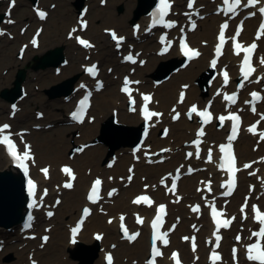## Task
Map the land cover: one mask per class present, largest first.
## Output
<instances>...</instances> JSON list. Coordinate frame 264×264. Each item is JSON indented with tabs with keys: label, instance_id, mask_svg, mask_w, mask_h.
<instances>
[{
	"label": "bare ground",
	"instance_id": "obj_1",
	"mask_svg": "<svg viewBox=\"0 0 264 264\" xmlns=\"http://www.w3.org/2000/svg\"><path fill=\"white\" fill-rule=\"evenodd\" d=\"M5 1L7 0H3V2L5 3ZM139 1V0H138ZM133 2V0L131 1ZM130 2V3H131ZM17 0H15V4L16 5ZM220 5V0L217 1V4L215 5V10L217 9V13H220L219 15H215V16H211L208 19H206L207 14L211 12V9L213 8V6L209 3H207V0H200L198 1V4H195V9L198 10V13L195 14H189V15H185V12L182 11L180 12V14H176V16L179 15L180 21H182L181 23V28L176 29L174 26L170 27V28H165V27H160V28H155L152 27V23H151V17L148 14H140V17L138 18V22L140 24L141 28V33L139 32L138 29V25L136 23V27L134 29H131L130 34L131 37L128 38L124 44L125 47L128 45L129 43H134V46L137 47V49L141 50V49H145L147 46V38H149V36L146 33V30L151 28V31L153 32H169V38L170 39H177L179 38V32L181 34L184 35H188V40L191 44V46L193 48H195L196 52L199 53L198 56H195L193 59H187V60H183L182 58H184L181 53L179 52L180 50H178V47H176L174 49V47L170 48V51L168 52L166 57L169 56H174L175 60H168L166 62H160L159 65H157L155 67V71H153L154 66L157 64V61L149 64L148 68H146V70L144 69L143 71V76L139 77L136 81V85L135 83H133V94L131 97H134L136 99L135 105H133L130 101L131 97H127L126 95L122 94V93H118V99L119 101H121V103H118L113 97H108V96H104L103 91H105V88H107V84L109 82H111V80L114 79V76L117 77V70H112L109 71L107 73H105L103 75V72L100 71L97 79H93L91 78L87 73H86V68L87 70L92 68V67H83V71H82V62H80L78 65L75 66H71L68 68H65L61 74H55L52 76L53 80H59L62 79V75H67L70 72L73 73H81V77L79 76H75L73 77V82H74V86H73V91L71 92L70 96H72V98H78V96H80L81 92L83 90L86 91V89H89L90 94H91V106L89 109V113L91 111H93V109L96 107L99 111V118L100 119H107V117H110L108 119V121L106 122H110V120H113V124L117 127H125V128H138L142 125H145L146 127V131H145V139L144 141H142L139 145L141 150L144 149H148V147H150L151 149H153L151 151L150 154H146L144 152H142L140 150L139 153H137V157L134 156L132 154L133 151V147L132 149H130V157L127 156H123V154H119L118 155V159H119V164L121 167H123L124 162L128 161V162H132V165H135V169L133 171L132 174V181H134L133 183L128 184V181L126 182H122L120 178L122 171L121 169L116 168L110 171V173H107L104 177V170H103V166H99L98 162L100 161V158L102 156V154L97 157V153L99 152V147L97 149H95L92 152H88V157L84 158L85 163H87L90 167H92V174L94 176H99V175H103V185H104V189L101 192L102 195L105 194V198L107 199V195L108 193H111V190H115L118 192L121 190H125V196H128L130 194H135L137 188H141L143 190L142 193L147 194L148 196H154L155 199L157 200L155 202V206H152L151 208H146L143 206H136L132 203V199L137 196V195H133L132 198H130V203L128 206V200L126 197H123L122 199L124 200V203L122 204L120 202V200H113L112 203H107V202H103L100 201L98 204H96L95 206H93V213L90 215V217L87 218V220L85 221L84 225L82 226V232H80L77 237L75 242L70 240V234H71V228L72 226L75 224L76 220L79 218L80 212H81V208L86 205V194L89 190V186L91 184V181H89L88 183V178L86 177L85 182L83 180V184H82V191L79 194V198L76 197V191H77V187L79 186V181H81V176H80V172L75 168V160H74V164H72L75 168V174L77 175V178L75 181L73 182V188L72 189H65V187H63V183L61 184V182H64V179H67L66 176L64 174H62V166L61 165L59 167V176L58 179L54 184H53V177L52 172H51V168H50V174L42 172L41 174L39 173V175H35L34 174V163H36L38 161V159L36 158L37 156H35L33 161H30L31 163V181L34 182L35 187L37 188V185H39V188L37 189V193L35 195V197L32 200V208H33V229L35 228V226L37 227V222L35 225V217L40 220L41 218V213L39 210V204H46L47 199L51 198L53 196L54 193H58V192H63L65 194H71L72 196L70 198H68L66 200V205H65V209H66V213L69 214L70 219L68 221L65 222V224H67V231H66V237L63 238V247L62 250L64 252V255L66 254H71L74 259V261L76 260L77 262H79V257L78 254L76 253L77 249L80 248L79 244H83L80 241L84 239L85 237V231L89 228L92 232H91V241L89 240V243H95V245L93 247H95L96 245H99V249H100V245L102 246V251L103 253L101 254V258L98 260V264H106V262L104 261V255L107 252L106 251V247L109 248L110 245L113 246L115 244H118V251H117V255L122 256L126 263L131 264L130 262V258L134 257V258H140L141 261H144L145 264H148V259L150 256V237H151V221L153 219V217L155 216V211H156V207L160 202H166L168 204L167 207V212H168V219L174 216V214H177V221H178V225H180L179 227L177 226V229L180 228L181 230L185 231L187 233V235L190 234L191 235H196L198 234L201 238H200V247L202 248V250L206 251L207 250V254L203 253L201 258H197V251H192L191 248H189V243L183 244V243H179L177 241V239H175L174 241V247L178 248V247H182L184 255L186 256V261L189 263L190 262H194V264H210V260L207 258L208 256V252L210 251L211 247H212V243L213 240L215 239V233L218 232L217 231V227L216 224L213 222L211 215L209 214L208 210H201L199 212H192L190 210V207H184L183 205H178L176 200V195H172V194H167L165 191V188H163L162 186H160L161 188H157L154 186H148L146 181H150V178H161V176H163V173L169 172L170 170H172V172H174L173 175H180V181H179V185H178V192L180 191L181 188H183L185 185H189L187 183L189 182V179L185 177V175L183 174L184 169L183 166L184 164L187 165H193V167L195 168V173L193 174L194 176L196 175L197 172L198 173V177L201 179L203 178L202 181V186L205 185H209L212 188V192L211 193H207L206 191L203 192L205 193L207 196L205 199H203V193H199L198 191H193V192H189V196L188 198H192L194 199L193 204H203V201L206 200L208 198V200H212L213 202H218L219 204L222 205L223 209L225 210L226 213H229L230 215H237V219L238 222L235 225V223H233L232 227L230 228L229 232L226 231L224 232L226 235L225 240L223 241V246H222V250L225 251V258L224 260H222V262L220 264H229V260H230V247L235 246L236 247V251H237V255L239 256L240 260H239V264H247L246 263V259H245V247L247 244H249L250 241V232L251 230L254 228V226L258 225V222L255 223L257 220L255 218H253V214H252V210H251V214L246 215V220L243 219V214L241 213V211H239V206L237 205L238 202H242L241 204H245L244 199L240 198L241 194L238 193L237 189L235 191V193L232 195V200L229 204L228 207H225V205H227L226 201L224 199L226 198H221L218 195L223 191L221 186L222 183L225 181L226 179V175L223 171H221L218 168V153H217V149H218V144L220 142H223L226 137H227V131L229 128V122L228 121H224V123L222 124L221 129L216 130L214 129L216 123H218L217 129L219 128V122H215L216 118L218 116V113H220L222 110L225 109V105L228 103V99H224V92H233L234 90H240L241 94L245 91V89H247L248 87H252L253 89L256 88H260L262 86V81L264 78V65L263 63H261V59L264 58V38L261 41V45H260V49L258 48L256 51V60L258 62V69L257 71L248 79H245L244 77H239V67H240V56L239 55H235L230 49H227L225 54L222 56L221 59H218L217 61V66H216V70L219 71V69L221 67H226L231 71V79L230 82L228 84L225 83L223 77L221 75L215 76L213 75V77L210 79V83L208 85L210 87V95L207 99H204L203 97L200 96V91L201 89H199L195 84L194 81L195 79L200 75L203 74V72H205L200 81H202L204 78L206 79V77L208 76L207 74L212 71L213 66H212V59H213V48H214V44L216 41V35L217 32L219 30L220 24L223 20H229V18L231 19L232 25L230 27V32L231 34L233 33L232 31V27H233V23L234 21L240 22V21H244L246 29L244 30V32L242 33V39L243 40H248L249 38H252L253 35L255 34V31L258 30L257 26L260 22V14L258 13L257 9H255L254 11H256V18H250L247 15L249 13H251L252 10H245L242 9L241 12L238 14V16H234L232 15V17L230 15L225 14L224 11H221L220 9H218ZM7 11H5V16L8 14H11V11L14 13L17 11V8L19 7V4L17 3L16 7L13 10V5L12 3H8L7 4ZM6 7V8H7ZM138 7V4H137ZM136 7V9L133 12V19L137 18L136 16V11L138 10V8ZM40 8V7H38ZM198 8V9H197ZM174 10V11H173ZM171 14L175 15V6L173 8ZM185 10H190V9H185ZM33 11L35 12V8L33 9ZM13 13V15H14ZM170 14V15H171ZM89 16V10L87 12V14L85 15L84 18H88ZM34 17L36 18V15H34ZM171 18V17H169ZM184 18V19H182ZM50 19V15L48 14L47 18L44 20L45 22L43 23H47ZM173 19H177L175 16H173ZM4 20V18H3ZM36 20L38 21V19L36 18ZM109 21H113L114 19L109 18ZM190 20V22H196V21H200V27L196 28L195 31H190L189 28L184 27L183 24L187 21ZM77 21V20H76ZM136 21V22H137ZM114 22V21H113ZM17 21H11L10 19H6V22H1L0 27L2 28L1 33H6L9 34L11 29L8 28V30H5L6 27L4 26H8V25H12V24H16ZM79 23L76 22V24L73 25V27H70V31L74 32V28H76V31L79 32L81 29H79L78 26ZM189 25V24H188ZM40 27H38L39 30ZM90 29V27H88L87 31ZM37 31V30H36ZM36 31L33 32L32 34V46H34L33 41L38 43L37 48L40 49L41 44L36 41ZM136 32L137 37H134V33ZM44 33V31L42 30V32L40 33V35L42 36ZM121 36V35H119ZM159 36V35H158ZM158 36H157V49H153L154 52H156L158 55L157 57H160L161 60L162 58L165 56H162L161 54H159L160 51H162L164 48H168L169 44L168 41L164 44H161L158 42ZM205 38L206 40H208V46L206 47H201L200 43H201V39ZM76 39V38H75ZM78 40H80L79 38H77ZM69 44L71 45L72 42H69ZM26 45V43H25ZM132 45V44H131ZM164 46V47H163ZM36 48V49H37ZM90 47H87V49H89ZM5 52V51H4ZM114 52H109L108 53V57H111L112 54ZM25 55V53H24ZM2 57V55H1ZM39 57V56H37ZM41 57V56H40ZM39 57V58H40ZM141 59L137 62V64H135V66H141L142 63V59L146 58V55H144L142 53V55H140ZM6 58L10 59V55L8 54H4L2 59L0 60V64L3 61H7ZM3 60V61H2ZM177 61H182V65L175 69L172 73H170V71L168 70V77L166 78V76L164 77V75L162 74L163 70H166V68L168 69L169 67H171L169 64L170 62L176 63ZM4 66H6V64H4ZM67 66V64H66ZM121 66L123 68V72H124V76L121 79V83H123V81H125V78H127V80H131L129 78V74H131L132 72H129L131 69V67H133L134 65L132 64H125V62L121 63ZM134 66V67H135ZM147 66V63H145V67ZM207 68H209L207 70ZM50 69V68H49ZM117 69V67H116ZM128 69V70H127ZM150 74L151 76L148 77L147 75ZM207 75V76H206ZM103 76L104 79L103 81L100 80V77ZM158 76H161L162 78H158ZM153 77L154 79V83H155V87L152 86L151 89L153 91V99L151 101V109L152 112H156L160 115L158 116H154L152 121H148L145 117H143L140 114V105L144 103L143 100V94L144 92L140 89L144 88L145 83H148L150 81V79ZM170 79L169 81H166L167 79ZM215 79L213 82H211L212 79ZM10 79V76H8L5 80L4 83H7ZM256 81H255V80ZM165 81V82H164ZM199 81V85L201 86ZM90 82V83H87ZM103 82V83H102ZM138 82V83H137ZM153 83V82H151ZM104 84V85H103ZM150 84V82H149ZM240 84H242V88L240 89ZM161 85V86H160ZM104 86V87H103ZM160 86V87H157ZM201 88L205 91V93H207V89H205L203 86H201ZM167 90V91H166ZM166 91V92H163ZM187 96L185 97V100L183 101L182 104L179 103V99H180V95L182 92H187ZM102 92V93H99ZM146 94V93H145ZM245 96H247L246 98L242 97L241 99H243L242 101L240 100L239 106L241 107V105L244 103V101L249 98V94L244 93ZM95 97H101L102 101H95L93 100V98ZM250 100V99H248ZM18 101V99L16 100ZM242 102V103H240ZM198 103L203 104V106H199ZM207 103H212L213 108L218 110V113L216 114V118L215 120L206 127V135L204 136V140L203 142L198 145L194 142V139L196 137V133L195 130L201 125L200 119H199V115L193 112H191V109L193 107H195L196 109H198L199 107H201L200 109H202ZM237 103V104H238ZM175 105V106H173ZM75 108V105H74ZM112 108V110H111ZM115 108L123 111L124 109H128L130 110V112H133L135 115L133 118H129V116H127V114L122 113V112H115L113 111V109ZM159 108V109H158ZM243 109V108H242ZM111 110V111H110ZM261 111V114H264V104L260 105V107L258 106V109L256 111V114L258 113V111ZM20 106L18 107V109L16 110V114L14 119L12 120L11 118H8L7 123L11 124H15L18 123L20 120H22V118H26L28 117L27 115H23V113L20 112ZM11 114V111H10ZM110 115V116H109ZM25 116V117H23ZM248 118H252L254 117V114L249 111V113L247 114ZM10 117V115H9ZM89 117V116H86ZM5 118V117H4ZM259 117H256L255 119H258ZM88 119V118H86ZM176 119V120H175ZM254 119V120H255ZM250 120L251 119H247L246 124L244 123L243 127H247L250 124ZM119 121V123H118ZM86 120L84 119V122L82 124H80V126L85 125ZM249 123V124H248ZM106 124V123H105ZM37 125H41L42 129H45L47 127V122L46 119L43 117V119H41L40 121H38ZM134 125V126H131ZM163 125V130H162V137H160L159 133L156 132L155 128L159 129V127ZM30 129V128H29ZM259 130V132H264V120L261 121V125L259 126V128H257V131ZM13 128L12 125L9 128V130H7L8 133L12 132ZM243 131V129H242ZM7 132H4L3 134L0 135H6L8 134ZM88 132H91L93 135H96L98 130L95 126H92L88 129V131L86 130L85 133L88 134ZM155 132V133H154ZM30 134H33L32 132H30ZM38 134V133H36ZM257 134V133H256ZM255 134V135H256ZM59 134H55L53 140H51L50 142H47L48 145H51L52 148H56L53 146L57 145V143H65L66 144V139L58 136ZM259 135V134H258ZM89 136V135H87ZM86 136V137H87ZM193 136H195L193 138ZM193 138V139H192ZM100 139V137H99ZM251 139H254L255 141L252 142ZM187 141V142H186ZM131 141H124L121 144L123 145V147L125 146V148H121L124 153L129 150L127 148H130L128 145ZM183 143H189L190 146L188 147H184ZM258 143V145H256ZM263 141L259 140L256 137L245 135V132H241V135L239 136V138L237 139V141L235 142L236 145V149L238 151L239 157H240V162H241V166L244 165V163L246 161L245 158L250 156L252 159H258V157H262V153L264 152V145H263ZM201 147L202 151L199 153L197 147ZM32 148V147H31ZM33 149V148H32ZM48 149V148H47ZM61 149H64L61 146ZM54 150L55 152V157L54 160L58 161V160H62V152L60 151V148L58 147V149H48V151ZM161 150L162 153L160 156L158 157H154L157 156L158 154H155L157 151ZM191 151L193 153V157L187 161H185L184 159V153L186 151ZM216 150V151H215ZM33 152L35 153V146L33 149ZM209 152L211 153V159H209ZM90 154V155H89ZM145 155V156H144ZM148 156V157H147ZM255 156V157H253ZM82 157H80L81 159ZM149 159V158H156L160 159L163 158L165 160L164 164L162 165H155L152 167H148L145 166L144 161ZM255 159V160H256ZM263 159V158H262ZM87 160V161H86ZM249 160V159H248ZM250 161V160H249ZM0 162L2 165L4 166H8L9 164L13 163V159H11V157L7 154V147L4 145H0ZM187 162V163H186ZM248 162V161H247ZM264 160H258L257 161V165L255 163V167L253 166L250 170H252V176H249V172L244 170L243 168H241V172H240V180L243 181L242 183V189L244 187V182L248 184V186H250V191H248L250 193L251 199H253L252 203L256 202H260V204L264 205V193L260 194L261 188L264 187ZM72 163V162H70ZM177 164H181L180 168H175L177 166ZM186 165V166H187ZM44 167V166H43ZM175 168V169H174ZM186 168V167H185ZM127 170V169H126ZM186 170V169H185ZM249 170V171H250ZM128 171V170H127ZM162 172V173H161ZM128 173V172H127ZM134 173H135V177H136V181L134 180ZM161 173V174H160ZM160 174V175H159ZM129 175H131V173H129L127 175V179L129 177ZM192 175V177H194ZM69 178H72L73 175H67ZM160 176V177H159ZM99 179H101V177H99ZM166 179L162 178L160 179V184L162 182H164ZM130 181V180H129ZM171 182V181H170ZM200 185V184H199ZM49 186L50 192H46V190L43 191V188ZM113 186V187H112ZM146 186H148V189H144ZM198 186V185H197ZM241 187V184L239 186V188ZM110 188V189H109ZM42 190V191H41ZM177 192V194H178ZM237 192V193H236ZM237 194H239L237 196ZM187 198V199H188ZM61 198H59V196H57L54 200L55 204L54 207L56 206V208L58 207L59 209L61 208L62 205H64V202L62 200H59ZM256 200V201H254ZM60 205L57 206L56 204ZM39 203V204H38ZM104 203V204H103ZM106 203V204H105ZM103 204L104 206L102 207V209H108L107 213H112L114 214V217H104V216H100V213L98 212L100 205ZM108 204V205H107ZM254 204V205H255ZM240 205V204H239ZM128 206V207H127ZM250 207V206H249ZM76 210V214H74ZM51 209H47V212H50ZM54 211V210H52ZM142 213L144 216V222L142 225H137L135 222L130 221L129 223V227H130V231L129 234L136 232L138 233V235H140L138 238H136V240L133 242L131 241H125L128 239V233L127 235L122 232L124 231V229H120L119 225L120 223L124 222V220L127 218V215H133V213ZM66 213H63L62 216H64ZM103 213V212H102ZM105 215V212L104 214ZM128 215V216H129ZM187 215V216H186ZM183 216V217H180ZM186 216V217H185ZM206 216V218L203 219V217ZM121 217H123V220H121ZM52 220L56 218V213L53 217H51ZM49 218V219H51ZM135 219H138L137 216H135ZM184 219H190L191 222L189 224H187ZM256 220V221H255ZM107 221V223H106ZM70 223V225H69ZM104 224V231L100 230V232H97L96 230H94L93 228L97 229V228H101L100 224ZM108 225H111V227H108ZM58 226V227H57ZM56 229L54 230L55 235L59 236V232H57V229H59V224H57ZM69 226V227H68ZM196 227V228H195ZM193 228H195V230H193ZM32 229V230H33ZM235 229V231L237 232V234L242 233L243 234V239L240 242L237 241H231L232 239V234H230V232ZM31 230V231H32ZM187 230L189 232H187ZM21 228H18L17 230V234L18 235H31L32 233H25ZM170 231V230H169ZM168 231H166L167 233ZM135 233V234H136ZM171 233V231H170ZM132 234L131 236L135 235ZM173 234V233H171ZM142 235V236H141ZM183 235H185V233H183ZM8 236V235H6ZM49 241H47L48 245L50 244V236L45 235ZM97 236H99L100 238L97 239ZM178 237V236H177ZM181 238V237H180ZM252 239V238H251ZM57 242H54V245H56ZM54 245H51L50 247L47 248V250H51L54 249ZM84 245V244H83ZM172 245V244H171ZM89 247H91L90 245H88ZM230 246V247H229ZM43 249V248H41ZM98 249V251H99ZM97 250V249H96ZM105 250V251H104ZM209 250V251H208ZM203 251V252H204ZM30 252H34V254H30L27 253V256L29 254V256L27 257L29 260L30 256H36V254L38 255L37 251L35 249L31 250ZM36 253V254H35ZM206 254V256H205ZM93 253H87V256H93ZM183 259V255L181 256ZM162 260L159 261L157 258L155 259V263L156 264H173L172 262V257L170 256L169 252H167L166 256L165 254L161 257ZM232 259V258H231ZM75 261V262H76ZM94 261L95 260H91ZM184 261V260H183ZM232 261V260H231ZM185 262V261H184ZM69 259H67L66 257H64V263L63 264H69ZM112 264H121L119 263V260L115 257V260ZM143 264V263H141ZM253 264V263H251Z\"/></svg>",
	"mask_w": 264,
	"mask_h": 264
},
{
	"label": "rangeland",
	"instance_id": "obj_2",
	"mask_svg": "<svg viewBox=\"0 0 264 264\" xmlns=\"http://www.w3.org/2000/svg\"><path fill=\"white\" fill-rule=\"evenodd\" d=\"M9 1L8 3L11 2ZM131 1L132 0H107L106 6H102L101 0H84V7L88 8L89 10L88 18H84V19L88 22L90 29L87 31L88 29L87 28L85 30H80L79 32H77L76 31L77 27H75L74 32H72L70 31L69 26L73 27V25L76 24L77 22L76 20L79 18L78 10L75 7L77 0H38V6L41 9L48 10L49 12L50 19L47 23L38 22L36 20V18L34 17L33 5H32L31 0H17V3L19 4L17 11L15 13L13 11L11 12L12 15L7 16L8 18L11 19V21L15 20L17 21V23L13 25L4 26L6 27L5 30H8V28L11 29L10 33H12L14 37L11 38L10 40L7 32L0 35V60L2 59L5 53L7 55L8 54L10 55V59L6 58L7 61L2 60L3 62L0 64V95L3 90L12 89L14 87V81L16 79V75L18 74L19 70L25 69L27 71V79L25 83L23 84V87H24V92H22L23 95L18 98V101L16 103L18 106H20V110H21L20 112L23 113V115L25 116L27 115L28 117L22 118V120H20L18 123L11 124L13 128V131L11 133L14 136L18 137L19 143L21 144L22 149H23V146L26 144H29L33 149L35 146V155L37 156L36 158L38 159V161L34 163V174L36 176L39 175L40 167L42 168L44 166V167L51 168V172H52L51 176L53 177V184L57 180H59L58 179L59 167L61 165H72L74 164V160H75L76 161L74 164L75 168L80 172V176H81L80 177L81 181H79V186L77 187V191H76L77 198H79L78 196L83 189L82 184H83V180L85 182L86 177L88 178V183L92 179H96L99 177L103 178V175L94 176L92 174V167H90L87 163H85L84 158L88 157L87 156L88 152H92L99 147V152L96 155L98 157V155L100 156L102 154L100 158L101 162H98V165L101 167L102 166L104 167L103 168V170L105 171L104 177L107 173H110L111 170L119 167V169L123 170L121 174L122 178L120 179L122 182H126L128 181L127 175L129 174L127 170H129V168H133L136 166L132 165V162L126 161L124 162L123 167H121L118 162L119 161L118 155L123 154V156L130 157V149L132 148L131 147L127 148L129 150H127L124 153L123 152L124 150L121 151L122 150L121 148L123 147L122 145L119 149L114 151L113 154H111L110 153L111 147H109L106 143L100 140L104 137L102 133L103 125L107 123L106 121H108L110 117H107V119H103V118L100 119L99 111L95 107L93 111H91L90 114L88 115L89 117L86 120L85 125L80 126V124H74L71 122L70 114L74 108L75 103L77 102V97L72 98V96L69 95L67 97H60L58 99H50V97L46 94V91L51 90L54 86L63 85L68 80L73 79V77L75 76L81 77L82 75L81 73H73L69 71L67 75L66 74L62 75L61 77L62 79H59V80L52 79L53 75L58 74V73L61 74V72L65 68L78 65L80 62H82V71H83V67L84 68H86L87 66L90 67L94 64L93 62H97L99 63V68L101 72H103V75L109 71L117 70L118 72L117 77L114 76V79L111 80V82H109L106 85L107 88H105V91H103V94L104 96L106 95L108 97H113L118 103H121V101H119L118 99V93L120 92V87L123 84L121 83V79L124 76V72H123L124 70L121 66V63L124 62L125 54H136V55H139V57L140 55H142V53L146 55V58H144V60H146V63H147L146 67L145 65L144 66L134 65L135 67L134 66L131 67L132 70L129 71V72H132L131 74H129V77L132 78L131 80L134 82H136L139 77L143 76V71L144 69L146 70V68H148L149 64H152L157 61V64L153 68V71H155V67L159 65L161 61L166 62L168 60H175L174 56L166 57L167 55H165V58L163 57L161 60L160 57H157L158 54L153 51L154 48L157 49L156 43H157V36L159 35L158 32H151L148 35H146V36H149V38H147V46L145 49L139 50L137 49V47L134 46V43H131V42L129 43V46L127 45L125 47V44H123L122 49L119 47L117 48V45L111 38V32H112L111 30H114L118 35L126 36L127 39L131 37L130 31L131 29H134L131 25V21L133 19V12L136 9L137 4H138V0H133V2ZM174 1H175V15L174 16L178 19L179 15L176 16V14L177 13L180 14V12L186 11L185 9H187L186 8L187 0H174ZM197 1H200V0H197ZM217 1L218 0H207V3H209L210 6L212 5L213 8L211 9V12L207 14L206 19L209 20L211 16H215L214 12H215V5L217 4ZM8 3L5 1V3L2 2L0 4V14L2 15L5 14V11H7L8 9L7 7ZM15 7L16 6L13 7V10ZM120 7H123L122 13H119ZM7 17L5 19H7ZM111 17L112 19H114L113 20L114 22L113 21L111 22L108 20ZM189 22L190 21H186L183 24V26L187 27V24ZM196 22L198 23V28H199L200 21H196ZM136 23L138 25L139 32L141 33L142 27L140 26L138 21ZM181 23L182 21H179V26L176 29L181 28ZM38 27H40L44 31L43 35L42 36L39 35V38L37 39L38 42H40L41 44L40 49L38 48L36 49L32 46V34L38 29ZM22 29L26 30L25 33L22 32ZM180 34L181 33L179 32V35ZM70 35H72V37H69ZM77 36L85 38L83 40L89 39L91 42L90 48L89 49L81 48L80 45L78 44L79 40L75 39ZM123 36H117V38H121ZM69 42H72V44L70 45ZM200 46L201 47L208 46V40H206L205 38H202ZM59 47L64 48V55H65V59L67 60L66 61L67 66L65 65V66H60L58 68H50V69L47 68L45 70H38V71H34L32 69L33 66L35 65V62H34L35 57L41 56L40 58H42L47 54V52L54 50L56 48H59ZM109 52H114L111 57L107 56ZM21 53L22 55L25 53V55H23V57L20 59L19 57ZM4 64H6V66H4ZM208 69L209 68H207V70ZM164 71L165 70H163L162 72ZM205 72H203V74ZM203 74H200L195 79L194 84L199 89H201L200 96L203 97L204 99H207L210 95L211 86H209V88L207 89V93H205V91L201 88V86H198L199 81ZM8 76H10L9 81L7 83H4V80ZM147 76L150 77L151 75L148 74ZM103 79L104 77L101 76L100 80L103 81ZM169 80L170 79L168 78L166 81H169ZM214 80L215 79L213 78L211 82H213ZM149 82L145 83L144 85L145 87L140 90H142L143 92L153 93L151 87L156 86L154 83L153 77L150 79ZM87 83H90V82H87ZM160 86H157V87H160ZM252 89H253L252 87H248L247 89H245V91L241 94V97L245 96L244 93L249 94V92ZM61 90L62 89H59L57 92L61 93L60 92ZM166 91H163V92H166ZM82 93L83 91L81 92V94ZM99 93H102V92H99ZM93 100L100 102L102 101V98L95 97L93 98ZM246 100L249 101L248 98ZM10 104H11L10 102L6 101L4 98L0 96V124L6 123L8 121V118L10 115ZM198 105L203 106V104L201 103H198ZM237 108L239 107H236L235 109ZM246 109L248 108L246 107ZM113 111L125 113L127 114V116H129V118H133L135 115L133 112H130L129 108L128 109L126 108L123 111H120L118 109L115 110L114 108ZM39 113L43 114V117L46 119L47 127L45 129H42L41 125H37L38 121L43 119V117L41 119H38L37 115ZM254 118L256 117H252L251 120H253ZM92 126H95L97 128L98 130L97 134L93 135L91 132H88V134L85 133L86 130L88 131V129ZM131 126H134V125H131ZM217 126L218 125H215L214 129L216 130L221 129V128L217 129ZM155 130L156 132L159 133L160 137H162L161 133L163 130V125H161L159 129L155 128ZM30 132H32L33 134H30ZM244 132H245V135L249 134L248 131H244ZM57 133L59 134L58 136L65 138L67 142L66 144L64 142L57 143V145H54L53 143V146L56 148H52V146L48 145L47 142H50L51 140L55 139L54 136ZM195 133H196V130H195ZM194 137L195 136H193V138ZM258 139L260 140L261 138H258ZM251 141L254 142L255 140L251 139ZM114 144H116V142ZM256 145H258V143ZM61 146L64 149H61ZM183 146L188 147L190 146V144L183 143ZM58 147L60 148V151L63 154L62 156L63 159L55 161L54 157H55L56 151L54 150L48 151V149H58ZM123 148H125V146ZM152 150L153 149L148 147V149H144L141 151L144 152L146 155V154H150ZM162 153H165V152H162L161 150H159L155 153L158 155L154 157H158ZM188 153H192V152L189 150L184 153L185 161L193 157V153L191 156H189ZM80 157L82 158L80 159ZM262 158L264 159V152L262 153V157L260 158L258 157V159L255 158L256 160L248 156L245 158L246 160L244 161L246 162L255 161L257 165V161L263 160ZM164 162L165 160L163 158H160V159L156 158V160L155 158L153 159L149 158L146 161H144V164L145 166L152 167L155 165L156 166L162 165L164 164ZM109 163H112L114 166L109 167ZM180 165L181 164H177L175 168H180L181 167ZM186 165L187 164H184L183 166L184 174L186 173L185 169L188 166ZM4 167L5 166L2 165L0 162V170L4 169ZM172 170L167 172V174L163 173L164 175L161 176V178H158V179L150 178V181H146L147 185L161 188L160 179L165 178L167 181L166 183H169V180L172 174H174L175 172V170L174 172H172ZM263 171H264V168H263ZM248 172H249V176H252V170ZM198 173L199 172H197L195 176L193 175L194 177L192 176L190 177L188 175L185 176L186 178L189 179L190 183H187L189 185H185L183 188L180 189L178 194H176V198H177L176 202L178 205H183L186 208L192 205L194 199L188 198V196L190 195L189 192L196 191L198 186H202V181H203V178L200 179L198 177L199 176ZM132 174L133 173H131V175L129 176L132 177ZM133 176H134V180L136 181L135 173ZM133 182L134 181H131V182L128 181V184L133 183ZM242 183L243 181L240 182L241 187L238 189V193L241 194L240 198L246 200V198L250 195L248 191H250L251 187L248 186V184L244 182V187L242 189ZM148 186H146L144 189L146 188L148 189ZM46 187H49V186H46ZM125 190L126 189L121 190V191L118 190V192L115 194L113 199L105 198L103 202L112 203L113 200H120V202L123 204L124 200L122 198L126 197L128 200V206H129V203L131 200L130 198H132L133 195L140 194L143 192V190L138 187L135 194H130L128 196H125ZM239 194H237V196ZM57 196H59V198H61V200L64 202V205H62L60 209L58 207L56 208V206L54 207V204H55L54 200ZM71 196H72L71 194H65L63 192H58V193H54L51 198L47 199L48 203H46L45 206L51 207V210H54L56 212V218L53 220L52 218L51 219L46 218L45 216L46 209L44 208L40 210L42 219L38 220L35 217V225L37 222L38 224L37 227L35 226V228L30 232H25V233H32L31 235H35L36 238L34 239L29 238L31 235H24V234H22L21 236L18 235L17 234L18 229H14L12 232H5V231L1 232L0 231V264H63L64 257L69 259V262H70L69 264H80L81 261L77 262L75 260L76 261L75 262L73 257H71L72 256L71 254L64 255V252L62 250V247L64 244L63 238L66 237L67 235L66 231L68 229L67 224H65V222L70 219L69 217L70 213L69 214L66 213L65 205H66V200L70 198ZM239 203L240 202H238L237 205H239ZM103 204L100 205V208L98 210V212L100 213V216L114 217V214L107 213L108 209H102V207L104 206ZM56 205L59 206L60 203ZM104 212H105V215H103ZM63 213H66V214L62 216ZM74 214H76V210ZM176 217H177V214L176 215L174 214L172 218L171 217L169 218V222L170 223L175 222L178 224ZM180 217H183V216H180ZM204 218H206V216H204L203 219ZM128 221H133V216L129 215ZM184 221L187 224L191 222L190 219H184ZM237 222H238V219L235 225L237 224ZM57 224H59V229H57V232H59V236H56L54 232ZM100 225H101V228H97V229L93 228V229L96 230L97 232H100V230L104 231L105 225L102 223ZM180 225H178V227ZM108 227H111V225H108ZM195 228H193V230H195ZM91 232L92 231L88 228L85 231L84 239L80 241L85 246L90 245L91 247H93L95 245V243H92V244L89 243V240L91 241ZM187 232L189 231L187 230ZM183 233H185V235H183ZM230 234H232L231 241H234L235 235H236L235 229H233L230 232ZM45 235L50 236L49 245L47 244L48 242L43 241V236ZM196 235L199 238V240L197 241V243L199 244V248H198V251H197L198 254L196 257L201 258L203 253L207 254V250L206 251L202 250V248L200 247L201 237L198 234ZM183 236H187V233L181 230L180 228L178 229L176 228L173 231V234H171V237L173 239V244H174L175 239H177V241L181 243L182 242L181 238ZM125 241L127 242L128 240H125ZM54 242H57V244L54 245ZM185 243L187 245L189 242H185ZM51 245H54L55 248L51 250H47V248L50 247ZM101 245H100L99 251L94 252L93 256L95 257V261L93 264H98L97 262L101 258V254L103 253ZM117 247H118V244H115L113 246L110 245L109 248L106 247V251H112L115 257L119 260V263L128 264L126 263L125 259L122 256L117 255V251H118ZM172 248H174V245H172L168 249V252H170ZM178 248L182 252L183 259L186 262V264H194V262H190V261L188 263L186 261V256L184 255L182 247H178ZM33 249L37 251L38 255L35 253L36 256H30L28 260L27 257L29 256V254L27 256V253L34 254V252H30ZM223 253L225 254V251H223ZM130 262L131 264H141V263L145 264V262L141 261L140 258H134V257L130 258ZM229 264H232L231 255H230Z\"/></svg>",
	"mask_w": 264,
	"mask_h": 264
},
{
	"label": "water",
	"instance_id": "obj_3",
	"mask_svg": "<svg viewBox=\"0 0 264 264\" xmlns=\"http://www.w3.org/2000/svg\"><path fill=\"white\" fill-rule=\"evenodd\" d=\"M33 5H36L38 0H31ZM157 0H139L138 10L136 11V17L131 21V25L136 27V21L140 17V14H149L151 10L155 7ZM84 5V0H77L75 7L78 11ZM123 12V7L119 8V13ZM3 15H0V24L3 20ZM35 65L33 66L34 71L45 70L47 68H58L60 65L65 63L64 48L59 47L54 50L47 52V54L42 57H35ZM171 64L168 69L162 74L166 78L168 75V70L172 73L175 69L182 65V61H177L176 63L170 62ZM208 75V76H207ZM202 81H200L201 86L205 89L208 88L210 79L213 77V70L210 71ZM158 78H162L158 76ZM27 79V72L25 70H19L14 81V87L12 89H5L1 92V97L10 103H16L17 99L22 96L23 84ZM74 82L72 79L68 80L63 85L54 86L51 90L46 91V94L50 99H58L60 97H67L73 91ZM59 89H62L59 93ZM145 125L136 128H125L117 127L113 124V120L107 122L103 125L102 133L103 137L100 139L106 143L110 148V153L113 154L114 151L122 146V142L131 141L129 147L135 149L139 148V145L145 139ZM120 139V140H119ZM116 142V144H114ZM30 198L28 195L26 187V179L21 173L18 167L9 164L4 169L0 170V231L1 232H12L14 229L21 228L24 222L32 213V205L30 203ZM80 248L77 249L80 264H93L95 260L94 256H87V253H93L98 251L99 245L95 247L85 246L79 244ZM97 249V250H96Z\"/></svg>",
	"mask_w": 264,
	"mask_h": 264
},
{
	"label": "snow or ice",
	"instance_id": "obj_4",
	"mask_svg": "<svg viewBox=\"0 0 264 264\" xmlns=\"http://www.w3.org/2000/svg\"><path fill=\"white\" fill-rule=\"evenodd\" d=\"M223 2H224L225 5L228 6L227 10L231 11L232 13H235L236 9L241 5V0H223ZM11 3L14 6L15 0H11ZM258 3H260V0H247L248 6H256ZM193 4H194V0H189L188 6L190 8L193 7ZM169 9H170L169 0H160V7L158 8L157 13L155 14L156 18L159 21L164 22V17L167 14V12L169 11ZM259 11H260L261 15L264 16V6H261L259 8ZM254 14L255 13H253V15ZM38 15L40 16V18L43 19L46 14L44 12H39ZM166 26H170V25H166ZM193 27H194V25H193ZM227 27H228L227 23H225V24H223L221 26L222 30H221L220 35H219V40L221 42V45H223V43L225 42V37H224V31L223 30L227 29ZM240 28L242 29V25L240 26ZM260 31H261V33H264V23L261 24ZM0 34H2V33H0ZM237 35H239V30L237 31ZM113 38L116 39V36H115L114 33H113ZM119 42H120V40L118 39L117 40V44L118 45H119ZM33 43H35V41H33ZM79 43L84 45L85 47H90L91 46L90 44H88L83 39H80ZM182 47H184L186 49V51H185L186 55L188 54L189 51H191V50L187 49V45L186 44L182 45ZM235 48L237 49V55L240 54L241 50H243L246 53L244 58H243V64L245 66L244 70H243V76H244L245 79H248V77L254 72V69L251 67L250 58H251V55H252L254 49L256 48V44L253 43L250 47L244 48L240 43L237 42L236 45H235ZM216 51H217V53H219L221 51L220 47H218ZM191 54L193 56H198L199 55V53L196 52V51H192ZM127 59L132 60V57L129 56ZM211 63H212V66L215 67L216 60L213 59ZM261 63H264V60H262ZM89 71H92V70L90 69ZM224 80H225V82L228 81V73L226 71L224 72ZM129 83H130V81H128L127 78H126L125 81H124L125 87L122 90L124 92L129 93V95H131L130 89L127 87V85ZM251 95L255 98L257 96V93H252ZM225 98L229 99V100H232L233 102L235 101V96L225 97ZM150 99H151L150 96H147V95L143 96V100L146 101V102L149 101ZM133 103H134V101H133ZM144 111L146 113V117H145L146 119H150L153 116L160 115V114H158L156 112H149L146 107H145ZM196 111H197V109L195 107H193L191 109V112H193V113H195ZM253 111H255V108H253ZM82 115H83V112L81 110V112L74 114V119L80 120ZM200 115L206 116L208 114L202 112V113H200ZM219 119H220L221 123H223V121L225 119H229V120L236 121V122L239 121V117L235 116V115H231V116H228V117L221 116ZM9 127H10L9 125H4L3 127H0V134H3L6 130H9ZM250 130L254 131V129H250ZM198 135L203 136L204 135L203 130H201L198 133ZM260 135H261V138L264 139V133H261ZM235 136H236V125L233 124V126H232V134L228 138L229 139V144L227 146H225V145H221L220 146L221 153L225 154V160H226V163L228 165L227 166V171L231 174V179L227 182V184L222 185V187H225L227 189V192L225 193L226 195H230L232 193V191L234 190V187H235V173H236L237 169H236V166H235L234 155L231 153V141L235 138ZM196 143L199 144V141H196ZM0 145L7 146L8 153L13 157V159L19 161L20 162L19 166L23 167L25 172H27L28 169H27L26 165L24 164V161H27V160H29L31 158L30 152L29 151H25L23 153V155H19L18 151L16 149V145L13 144V142L11 140V137L9 135H0ZM188 155L191 156L192 153H188ZM209 159H211V153L210 152H209ZM245 167L246 168L250 167V165H245ZM43 171L45 173H47L48 169H43ZM63 171L66 172V173H69V174L71 172V170L68 169V168H64ZM73 179H74V177H73ZM28 183L30 185V188L34 187L33 182L31 180H29ZM101 183H102V181L99 178H97L94 181V183H93V187L91 189L92 195L89 197V199L93 200L94 202H95V197L97 195V192H98V189H99V186L101 185ZM64 186L65 187H69V188L72 187V185L70 183L65 184ZM172 187L175 188V184H173ZM109 195H111V193H109ZM141 201H148V197L141 196L137 200H135L134 203L138 204ZM149 203H151V202L149 201ZM246 206L247 205L245 204L243 207H246ZM243 207H242V211H243ZM164 211H165L164 206H160L159 212L160 213H164ZM193 211H198V207L197 208H193ZM253 211L255 212V216H256L257 222L260 225V228H259L258 231H254V232L251 233V238H255V242L252 243V244H249L247 246V249H246L247 259L249 261L255 262V264H264V214H262L259 211V209H257L255 206H253ZM87 212H88V210L85 209V214H87ZM49 215H51V213H49ZM218 215H220V214L217 213L215 209H213V218L216 219V217ZM31 219H32L31 216H29V220H31ZM121 220H123V217H121ZM160 220H161V217L158 215L156 217V221L159 222ZM140 222L142 223V221H140ZM230 223H231L230 220L221 221L219 219H216L217 231L219 230V228L221 226L225 227V228L229 227ZM152 227L154 229H156L158 227V224L157 223H153ZM124 232L127 235V229L126 228H124ZM135 235H138V233H136ZM135 235L129 236L128 238L129 239H135ZM99 238L100 237L97 236V239H99ZM160 238L161 237L159 235L156 237V239H160ZM43 239L46 241L47 237H44ZM184 239L187 240L188 238L185 237ZM220 239H221V237L219 235H217L216 236V247H219V240ZM236 239L239 241L240 237L237 236ZM73 242H75V241H73ZM163 242H164V244L168 243L167 238H166V234H164V236H163ZM193 249H195V244L194 243H193ZM152 255H153V257H155V256L161 255V253H160L158 248L153 247ZM235 255H236V249L234 248L233 249L234 258H235ZM211 259L213 261V264H215V262L219 261L221 259V257L216 252H212ZM111 260H112V258H111V256H109L108 257L109 264H111ZM149 264H155L154 260L150 261ZM177 264H179V261H177Z\"/></svg>",
	"mask_w": 264,
	"mask_h": 264
}]
</instances>
